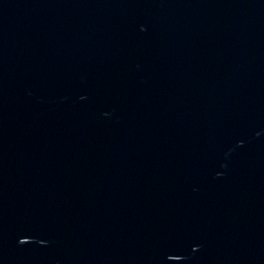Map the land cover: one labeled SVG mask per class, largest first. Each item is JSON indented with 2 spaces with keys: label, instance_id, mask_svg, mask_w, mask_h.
I'll use <instances>...</instances> for the list:
<instances>
[{
  "label": "water",
  "instance_id": "obj_1",
  "mask_svg": "<svg viewBox=\"0 0 264 264\" xmlns=\"http://www.w3.org/2000/svg\"><path fill=\"white\" fill-rule=\"evenodd\" d=\"M0 264H264V0H0Z\"/></svg>",
  "mask_w": 264,
  "mask_h": 264
}]
</instances>
